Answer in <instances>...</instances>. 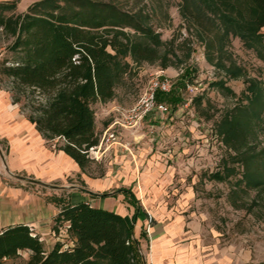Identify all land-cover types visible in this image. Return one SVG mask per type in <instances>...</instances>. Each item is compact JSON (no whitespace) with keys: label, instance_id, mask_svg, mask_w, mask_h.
Returning a JSON list of instances; mask_svg holds the SVG:
<instances>
[{"label":"trees","instance_id":"trees-1","mask_svg":"<svg viewBox=\"0 0 264 264\" xmlns=\"http://www.w3.org/2000/svg\"><path fill=\"white\" fill-rule=\"evenodd\" d=\"M183 4L207 60L229 79H244L246 84L238 103L216 123L218 136L233 155L211 179L224 183L241 172L232 196L242 185L263 194L264 147L259 135L264 132V78L248 77L228 57L227 46L239 38L264 63V0H184ZM16 8V2L0 3V31L13 38L9 50L16 55L12 65L1 64L0 74L13 80L12 92L30 89L40 95L27 118L46 140H63L60 150L84 169L100 142L95 106L116 97L117 86L131 68L129 60L160 62L163 70L171 67L168 53L161 56L165 43L143 10L125 11L112 1L41 0L22 14H15ZM192 72L187 69L171 93H158V102L177 111L184 104L183 90L193 80ZM214 86L237 96L224 81ZM12 97L15 104L21 103L17 95ZM51 201L61 206L54 232L65 229L72 245L59 242L47 251L30 227L12 226L0 230V264L23 252L29 254L25 264H148L132 227L121 216L86 204L72 206L63 198Z\"/></svg>","mask_w":264,"mask_h":264},{"label":"crops","instance_id":"crops-1","mask_svg":"<svg viewBox=\"0 0 264 264\" xmlns=\"http://www.w3.org/2000/svg\"><path fill=\"white\" fill-rule=\"evenodd\" d=\"M122 107L117 96L95 106L100 138L112 122L110 113ZM178 114L173 112L171 119ZM149 123L150 118L136 135L121 132L131 152L116 146L104 154L93 151L82 169L60 150L63 140H46L0 87V145L5 147L0 151V230L25 225L41 237L47 251L65 243V237L71 246L66 230V235L54 232L61 206L48 199L68 195L65 202L72 206L86 204L124 218L148 264H261L243 243L223 245L216 235H208L192 209L162 205L172 175L161 171L167 170L166 157L171 155L160 152L149 139ZM163 127L168 139L177 136L179 143L173 148L179 150V126ZM94 166L103 170L95 174ZM188 192L179 203L191 201L193 193Z\"/></svg>","mask_w":264,"mask_h":264},{"label":"rangeland","instance_id":"rangeland-1","mask_svg":"<svg viewBox=\"0 0 264 264\" xmlns=\"http://www.w3.org/2000/svg\"><path fill=\"white\" fill-rule=\"evenodd\" d=\"M38 1L41 0H0V3L16 2L15 14H22ZM103 1H112L129 12L143 10L150 17V25L160 34L165 43L161 48V56L168 53L172 66L164 71L173 81L174 88L179 86V81L187 69L194 70L193 80L188 85L197 86L199 89L192 96V103L185 107L184 101V104L178 108V117L174 119L167 117L161 123H149L156 126L158 131L160 129L155 135H149L148 132L149 139L152 140L156 149L161 148L160 152L171 155V158L165 156L168 167L166 171H161L163 175H172V181L165 186L166 192L163 196L166 201L162 202V205H168L170 208L177 206L178 209H192L208 235L212 237L216 235L223 245L243 243L253 258L258 263L264 264V193L257 194L255 191L246 190L242 185L241 190L232 196L231 191L236 181L241 179V172L224 183L211 179L213 173L223 171L224 164L232 161L233 152L218 136L216 123L224 111L238 103L246 88L244 79H229L223 71L207 60L205 46L198 38L197 30L192 26L193 21L184 12V0ZM262 33L264 35V30ZM12 43L13 38L6 37L0 31V68L3 62L6 61L7 65H12L16 60V55L9 50ZM227 52L228 57H232L238 66L245 69L248 77L260 80L264 78V63L257 58L254 51L245 48L239 38L232 39L231 44L227 46ZM129 62L131 68L116 88V96L124 106L122 108H129L137 103L146 91L150 80L163 70L160 62L155 64H135L131 60ZM0 81L1 88L11 97L13 95L20 97L21 103L17 105L23 114L26 117L32 115L38 106L40 95L30 89L20 93L16 90L12 92L13 80L2 74H0ZM220 81H224L226 87L232 89L237 96L227 95L214 86ZM183 95L185 99L189 98L187 87L183 90ZM168 106L172 109L170 105ZM163 125L179 126L182 133L179 150L175 151L173 148L175 143H179V139L177 136L170 139L164 136ZM259 143L264 147V132L259 135ZM100 167L103 168L102 165ZM100 167L94 166L95 174L105 168ZM74 184L71 182L70 185ZM188 191L193 193L191 201L179 203V200H183V196L189 193ZM48 199H52V196ZM67 199L68 195L64 196V200L67 201ZM61 233L66 235L65 229H61ZM63 241L66 246H70L67 237L63 238ZM26 257L27 253L23 252L19 258L8 260L5 264H25Z\"/></svg>","mask_w":264,"mask_h":264},{"label":"built area","instance_id":"built-area-1","mask_svg":"<svg viewBox=\"0 0 264 264\" xmlns=\"http://www.w3.org/2000/svg\"><path fill=\"white\" fill-rule=\"evenodd\" d=\"M173 89V81L166 75L164 70H161L150 80L146 91L137 103L129 108H117L110 113L109 116L113 115L112 122L100 138L98 146L93 148L91 153L97 150L98 152H101V154H104L114 146L131 152L130 145L123 143L121 132L128 131L136 135L141 131L144 123L149 118L151 119V122L161 123L167 119V117H171L173 114L172 110L167 104L158 102L157 94H168L171 93ZM198 89L197 86L187 85V90L190 96L185 99V107L192 103V96L196 94ZM156 133L158 134V128L154 125H150L149 135H155ZM1 150L0 146V151Z\"/></svg>","mask_w":264,"mask_h":264}]
</instances>
